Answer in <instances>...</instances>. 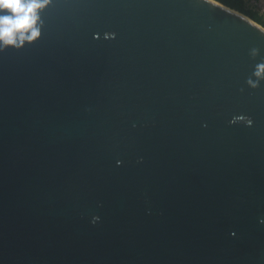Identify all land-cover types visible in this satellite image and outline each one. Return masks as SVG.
I'll use <instances>...</instances> for the list:
<instances>
[{
	"label": "water",
	"instance_id": "obj_1",
	"mask_svg": "<svg viewBox=\"0 0 264 264\" xmlns=\"http://www.w3.org/2000/svg\"><path fill=\"white\" fill-rule=\"evenodd\" d=\"M41 20L0 51V264H264V25L219 0Z\"/></svg>",
	"mask_w": 264,
	"mask_h": 264
},
{
	"label": "clouds",
	"instance_id": "obj_2",
	"mask_svg": "<svg viewBox=\"0 0 264 264\" xmlns=\"http://www.w3.org/2000/svg\"><path fill=\"white\" fill-rule=\"evenodd\" d=\"M51 0H0V51L8 48L20 49L25 44L36 41L41 35L43 22L41 12L50 5ZM258 49L253 48L250 56L255 58ZM257 79H253L252 77ZM252 77L246 80L251 88H257L260 80L264 79V61L255 66ZM246 120L250 126V118L243 116L234 117L229 123ZM98 217H93V223Z\"/></svg>",
	"mask_w": 264,
	"mask_h": 264
},
{
	"label": "trees",
	"instance_id": "obj_3",
	"mask_svg": "<svg viewBox=\"0 0 264 264\" xmlns=\"http://www.w3.org/2000/svg\"><path fill=\"white\" fill-rule=\"evenodd\" d=\"M222 3L238 9L248 15H250L253 19H255L256 21H258L259 23L264 25V16L262 13H259L257 11V9H253V8H249L245 5V1L244 0H219Z\"/></svg>",
	"mask_w": 264,
	"mask_h": 264
},
{
	"label": "rangeland",
	"instance_id": "obj_4",
	"mask_svg": "<svg viewBox=\"0 0 264 264\" xmlns=\"http://www.w3.org/2000/svg\"><path fill=\"white\" fill-rule=\"evenodd\" d=\"M257 2L256 9L259 13H262L264 16V0H254Z\"/></svg>",
	"mask_w": 264,
	"mask_h": 264
},
{
	"label": "built area",
	"instance_id": "obj_5",
	"mask_svg": "<svg viewBox=\"0 0 264 264\" xmlns=\"http://www.w3.org/2000/svg\"><path fill=\"white\" fill-rule=\"evenodd\" d=\"M244 1H245V5L247 7L256 9V5H257L256 1H254V0H244Z\"/></svg>",
	"mask_w": 264,
	"mask_h": 264
}]
</instances>
